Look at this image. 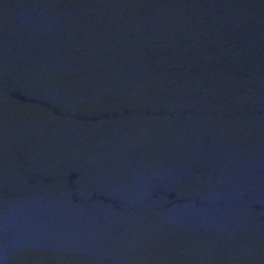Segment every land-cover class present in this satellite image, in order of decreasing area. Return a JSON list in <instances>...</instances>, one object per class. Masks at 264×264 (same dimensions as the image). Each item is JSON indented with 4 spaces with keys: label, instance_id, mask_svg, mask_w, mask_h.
I'll list each match as a JSON object with an SVG mask.
<instances>
[{
    "label": "water",
    "instance_id": "1",
    "mask_svg": "<svg viewBox=\"0 0 264 264\" xmlns=\"http://www.w3.org/2000/svg\"><path fill=\"white\" fill-rule=\"evenodd\" d=\"M0 264H264V0H0Z\"/></svg>",
    "mask_w": 264,
    "mask_h": 264
}]
</instances>
